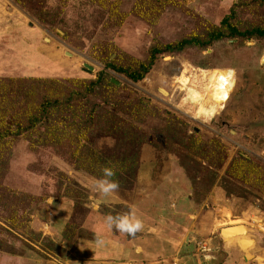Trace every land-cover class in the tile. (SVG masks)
I'll return each instance as SVG.
<instances>
[{"label": "rangeland", "instance_id": "374dc122", "mask_svg": "<svg viewBox=\"0 0 264 264\" xmlns=\"http://www.w3.org/2000/svg\"><path fill=\"white\" fill-rule=\"evenodd\" d=\"M258 28L264 0H0V264H117L161 236L174 264H264V36L240 34ZM213 69L235 79L212 112ZM124 213L138 232L107 227ZM236 221L249 259L222 245Z\"/></svg>", "mask_w": 264, "mask_h": 264}, {"label": "crops", "instance_id": "0c3cea01", "mask_svg": "<svg viewBox=\"0 0 264 264\" xmlns=\"http://www.w3.org/2000/svg\"><path fill=\"white\" fill-rule=\"evenodd\" d=\"M219 236H220V233H219ZM220 239H221L223 247L225 248L224 242L221 236H220ZM138 244H139V241H136L135 239H133V237H131L129 244H124L121 252L118 253L119 260L116 261V263L117 264H156L157 262H159L156 259H158L160 256H163L165 258L164 261H160L164 264H172V263L174 264L175 260L181 261L184 259L183 255L178 256L177 254L178 253L177 250L181 249V245H179L180 239L178 238H174V237L168 238L165 236L164 237L161 236V237L152 239V245L155 244L153 246V250L151 248L144 249V247L141 249ZM105 251H106L105 252L106 258H109L112 255L113 251L107 245L105 246ZM121 257L124 260H120ZM108 263H114V262H109L106 260L105 264H108Z\"/></svg>", "mask_w": 264, "mask_h": 264}, {"label": "clouds", "instance_id": "9594fccd", "mask_svg": "<svg viewBox=\"0 0 264 264\" xmlns=\"http://www.w3.org/2000/svg\"><path fill=\"white\" fill-rule=\"evenodd\" d=\"M101 175L95 182L97 191L104 196L115 192L119 188V181L115 179L116 169L110 165H104L100 168ZM105 223L108 228H114L120 233L134 234L142 228V221L132 213L107 215ZM97 243L102 244L103 240L97 234Z\"/></svg>", "mask_w": 264, "mask_h": 264}, {"label": "bare ground", "instance_id": "6f19581e", "mask_svg": "<svg viewBox=\"0 0 264 264\" xmlns=\"http://www.w3.org/2000/svg\"><path fill=\"white\" fill-rule=\"evenodd\" d=\"M209 71L212 74L210 77L211 82H212V86L210 85L212 89L211 94H212V98L215 97V99H213L215 102V105L214 104L212 105L213 107L212 112H213V111H216V107H217L216 104H218V102H221V100H224L227 97L230 98L231 92H229V90L231 89L232 86H234V77L232 76L233 75L232 72H234V70L232 69H226V70L213 69ZM161 90L163 94L167 95L168 91L166 89L163 88ZM189 92H191V95L194 99H200L202 97V94L195 88H189ZM203 109L206 110V108H203L202 106H200L199 110H203ZM238 224H242V223L240 221L232 222V225H238ZM243 243L246 246H252L254 241L250 237H245V241H243ZM249 250L246 253L247 258L252 257V252Z\"/></svg>", "mask_w": 264, "mask_h": 264}, {"label": "water", "instance_id": "95a60500", "mask_svg": "<svg viewBox=\"0 0 264 264\" xmlns=\"http://www.w3.org/2000/svg\"><path fill=\"white\" fill-rule=\"evenodd\" d=\"M93 69L92 67H90ZM244 229V230H243ZM220 236L224 242V246L229 251H237L238 254L244 255V260L249 259L246 257L247 251H251L256 244L254 235L251 234L250 229L244 224L229 225L222 227L220 230ZM245 237L253 239L252 246L244 245Z\"/></svg>", "mask_w": 264, "mask_h": 264}, {"label": "trees", "instance_id": "16d2710c", "mask_svg": "<svg viewBox=\"0 0 264 264\" xmlns=\"http://www.w3.org/2000/svg\"><path fill=\"white\" fill-rule=\"evenodd\" d=\"M240 34L242 35H251V34H258L260 36H264V29H255L254 31H251V32H241ZM223 34L221 32H217V33H213L212 34V38L213 39H217L219 37H221ZM212 40H208V41H196L198 43H202L203 45H207V44H210ZM192 40L188 39V40H184L183 42L180 43V46H177L176 49H181L182 47H184L185 45L187 44H191ZM132 78L134 79H139L140 77L143 76V74H136V73H133L131 74ZM229 100V99H228ZM58 100H55V101H51V100H48L47 104H49V107H52L54 105H56ZM48 106V105H47ZM225 106V104L223 105ZM48 107V108H49Z\"/></svg>", "mask_w": 264, "mask_h": 264}, {"label": "built area", "instance_id": "2783aa9c", "mask_svg": "<svg viewBox=\"0 0 264 264\" xmlns=\"http://www.w3.org/2000/svg\"><path fill=\"white\" fill-rule=\"evenodd\" d=\"M232 73H233V75H232V76H233V77H234V79H235V71H234V72H232ZM232 88H233V86L231 87V89L229 90V92H231ZM230 95H231V94H230ZM228 99H229V98L227 97V98H225L224 100H221V101L223 102V105L225 104V102H227V101H228ZM223 105H222V106H223Z\"/></svg>", "mask_w": 264, "mask_h": 264}]
</instances>
